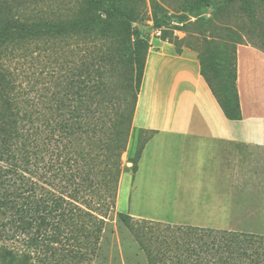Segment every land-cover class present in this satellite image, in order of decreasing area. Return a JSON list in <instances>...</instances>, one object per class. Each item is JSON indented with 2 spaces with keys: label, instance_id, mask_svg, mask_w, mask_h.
<instances>
[{
  "label": "rangeland",
  "instance_id": "obj_1",
  "mask_svg": "<svg viewBox=\"0 0 264 264\" xmlns=\"http://www.w3.org/2000/svg\"><path fill=\"white\" fill-rule=\"evenodd\" d=\"M124 1L137 13L138 20L132 25L135 33L57 34L58 23L80 17L76 0L10 2L7 12H0V26L12 22L11 30L17 26L33 29L30 34L0 44V63L18 74L15 87L23 110L38 109L49 116L50 100L53 95L58 98L66 93L73 67L88 61L91 53L96 59L101 54L110 59L101 68L106 110L85 112L83 118L94 131L75 130L72 135H64L58 123L66 120L73 126L78 120L74 113L77 109L51 107L52 120L57 123L51 136L60 148L66 143L71 158V170L63 163L65 175L61 172L56 176L64 186L56 193L65 200L64 213L70 219L66 216L68 221H62V231L54 242H45L34 251L29 248L34 261L221 263L216 255L188 256L184 244L178 250L180 227L198 226L224 230L229 235L245 234L234 244L237 252L227 259L229 264H264V146L235 144L232 157L228 149L227 159L223 157L216 164L217 176L205 181L196 179L197 174L188 175L183 168L181 173L176 171L177 176L144 177L142 183L135 179L139 187L131 190L133 173L154 132L134 127L130 120L127 129L117 124L133 98L134 87L125 89V84L134 74L127 57L135 42L145 40L148 50L167 42L202 55L208 62L207 75L224 94V78L235 65V48L246 44L264 50V0ZM153 2L157 3L159 27L152 12ZM168 159L160 154L150 163L160 166L158 171L164 166L167 170L166 165L187 167L183 158ZM177 191L182 194L174 200ZM160 192L164 193L158 197ZM119 213L128 216L122 220ZM141 213L164 219L147 218Z\"/></svg>",
  "mask_w": 264,
  "mask_h": 264
},
{
  "label": "trees",
  "instance_id": "obj_2",
  "mask_svg": "<svg viewBox=\"0 0 264 264\" xmlns=\"http://www.w3.org/2000/svg\"><path fill=\"white\" fill-rule=\"evenodd\" d=\"M10 2L24 3L25 0H0V12L6 13ZM76 3L80 17L70 23H58L55 26L57 34L67 31H98L102 35L136 32L132 25L138 20L137 13L124 0H76ZM156 5L153 2L152 12L156 27H159ZM11 24L12 22H8L0 26V44L10 38L30 34L33 30L31 27L21 26L11 30ZM129 49L127 61L134 74L127 77L131 79L126 80L125 89L132 86L134 91L130 109L124 112L117 123L122 129L129 127V120L132 122L148 51L147 42L138 40ZM175 50L177 53L182 52L176 47ZM87 57L88 61L73 67L66 93L58 98L53 95V100H50L51 107L57 110L76 107L77 111L74 113L78 120H75L73 126L64 120L57 127V123L54 124L52 120L51 107L47 108L51 113L49 116L40 113L38 109L31 112L23 110L15 87L18 74L0 63V264H37L38 261H34L29 248L33 251L36 247L41 249L45 242H54L62 231V221L66 220L68 214L64 213L65 200L57 195L58 189L64 186L61 181H56V176L61 172L65 175L61 166L63 163L71 170V158L67 156L66 143L61 148L57 146L56 139L53 140L51 136L52 131L55 126L64 135H72L75 130L78 133L94 131L87 121H83L87 115L85 112L106 110L101 68L110 59L105 54L97 59L92 53ZM197 57L201 75L225 116L231 120H240L242 113L236 85V48L233 71L224 78V94L220 93L206 73L207 59L202 55ZM26 103L32 106L29 102ZM72 103L76 105L73 106ZM72 110L74 111L73 108ZM118 147L121 145L118 144ZM54 156L56 159H53ZM127 216L119 213L122 220ZM180 231L183 243L179 238L178 250L183 249L184 244L188 256L203 258L206 254L216 255L221 261L217 264H229L227 259L237 252L234 244L241 242L240 237L245 236L241 233L229 235L224 230L198 226L180 227Z\"/></svg>",
  "mask_w": 264,
  "mask_h": 264
},
{
  "label": "crops",
  "instance_id": "obj_3",
  "mask_svg": "<svg viewBox=\"0 0 264 264\" xmlns=\"http://www.w3.org/2000/svg\"><path fill=\"white\" fill-rule=\"evenodd\" d=\"M236 73L242 118L231 120L201 75L195 52L185 49L177 53L167 42L147 51L132 124L154 134L133 173L131 190L139 187L135 179L142 183L144 177L177 176L176 171L181 173L183 168L205 181L217 176L216 164L227 159L228 149L232 157L235 144L264 146V51L239 44ZM160 154L169 157L168 161L174 156L183 158L187 167L166 165L167 170L164 166L158 171L160 166L150 160ZM181 194L175 192L173 199Z\"/></svg>",
  "mask_w": 264,
  "mask_h": 264
}]
</instances>
